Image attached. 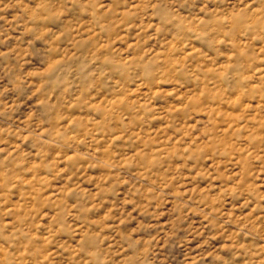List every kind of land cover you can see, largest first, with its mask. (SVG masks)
<instances>
[{"label":"rangeland","instance_id":"1","mask_svg":"<svg viewBox=\"0 0 264 264\" xmlns=\"http://www.w3.org/2000/svg\"><path fill=\"white\" fill-rule=\"evenodd\" d=\"M0 264H264V0H0Z\"/></svg>","mask_w":264,"mask_h":264}]
</instances>
